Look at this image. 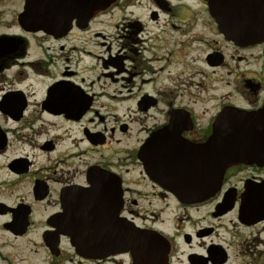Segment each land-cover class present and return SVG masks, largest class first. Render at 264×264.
I'll return each instance as SVG.
<instances>
[{"label": "flooded vegetation", "instance_id": "flooded-vegetation-1", "mask_svg": "<svg viewBox=\"0 0 264 264\" xmlns=\"http://www.w3.org/2000/svg\"><path fill=\"white\" fill-rule=\"evenodd\" d=\"M40 19L54 23L31 22ZM235 116L247 118V140ZM223 139L241 158L213 196L181 201L167 180L190 177L191 165L222 174ZM8 153L0 264H137L131 251L84 253L68 232L81 224L72 204L91 196L100 210L112 185L119 219L162 235L167 264H227L229 238L264 243V40L228 38L209 0H0V158ZM101 223L91 214L93 250Z\"/></svg>", "mask_w": 264, "mask_h": 264}, {"label": "water", "instance_id": "water-1", "mask_svg": "<svg viewBox=\"0 0 264 264\" xmlns=\"http://www.w3.org/2000/svg\"><path fill=\"white\" fill-rule=\"evenodd\" d=\"M209 7L212 15L216 17L220 29L230 39L238 43L258 42L264 40V0H209ZM22 24L29 25V21L25 20V16H21ZM38 25V28L48 29L54 21H31ZM238 121L235 132L240 133L247 140L248 136L252 132L250 125L248 124L245 116H235ZM234 125V124H233ZM236 126V125H234ZM231 136L232 132H223L222 135ZM220 133L212 137V145L218 142ZM226 139H223V156L222 161H219L217 168L222 169V174L218 176L209 174L208 165L194 167L191 165L190 177L187 175V171L184 174H174L167 180V186L172 190L177 197L186 203L201 202L211 196L220 188L223 180L225 170L234 164L240 156L238 151L240 148H236L235 145L229 144ZM207 149H211L207 145ZM151 142L148 145V151L144 159L148 170L152 168V157L150 155ZM208 163V162H207ZM174 166V165H173ZM183 164L181 165V170ZM183 171H181L182 173ZM115 179L111 178V183H114ZM106 201L104 206L99 210H93L90 203L91 196L86 197L83 203L78 205L72 204L70 214L78 216L81 223L78 227L68 229V232L73 238H84L85 241L76 243L77 247H82L84 253H116V252H128L131 251L134 255L135 262L137 264H167V251H165L166 242L165 238L157 232H146L136 228L131 222L119 219L118 215L122 206V190L113 185L110 192L105 197ZM248 213L252 212L254 207H250V204L246 203ZM104 216L105 225L94 224L95 231L105 232V242L103 237L98 240L95 236L94 250L92 249V242L88 231L91 229L89 225L90 216L94 212ZM103 221V220H102ZM84 233V235L81 234ZM108 236L110 241L108 242ZM89 239V240H88ZM163 246V247H162ZM162 247V249H161Z\"/></svg>", "mask_w": 264, "mask_h": 264}, {"label": "rangeland", "instance_id": "rangeland-1", "mask_svg": "<svg viewBox=\"0 0 264 264\" xmlns=\"http://www.w3.org/2000/svg\"><path fill=\"white\" fill-rule=\"evenodd\" d=\"M34 52V50H32ZM10 158V155H5L0 158V165H2L7 159ZM1 174H5L3 169L0 170V178L2 177ZM0 199H8L10 201L14 200L13 197H9L7 195H0ZM229 238V234L225 235ZM244 236L247 237L248 243L243 245L241 244V240H233V238H229L228 241L230 244L229 253L230 259L227 264H264V243L254 242L251 240V236H249L248 232L244 233ZM4 237L1 236L0 233V241L3 240ZM16 249L13 247H5L3 248V252H8L13 254L19 253L18 247L15 246ZM252 251V252H251Z\"/></svg>", "mask_w": 264, "mask_h": 264}]
</instances>
